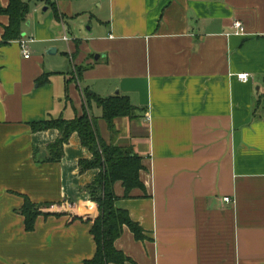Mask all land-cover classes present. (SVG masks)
Returning a JSON list of instances; mask_svg holds the SVG:
<instances>
[{"label": "crops", "instance_id": "1", "mask_svg": "<svg viewBox=\"0 0 264 264\" xmlns=\"http://www.w3.org/2000/svg\"><path fill=\"white\" fill-rule=\"evenodd\" d=\"M24 1L31 57L21 39L0 46V264L96 255L92 224L71 216L96 212L85 188L99 169H79L93 155L74 134L49 162L59 131L32 128L86 113L105 144L143 157V187L115 185L117 208L145 236L127 227L115 242L127 264H264V0ZM84 18L75 36L69 21ZM9 25L0 13V43ZM93 93L129 97L136 118L110 128ZM25 197L68 215L26 231Z\"/></svg>", "mask_w": 264, "mask_h": 264}, {"label": "trees", "instance_id": "2", "mask_svg": "<svg viewBox=\"0 0 264 264\" xmlns=\"http://www.w3.org/2000/svg\"><path fill=\"white\" fill-rule=\"evenodd\" d=\"M9 7L0 8V13L9 17L10 25L6 27L5 43L17 41L23 37L22 28L28 21L30 5L24 0H10ZM47 80L41 81V83ZM88 100L94 101L103 109V119L110 128H114V121L119 118H136V109L132 106L127 96H112L107 99L98 97L95 93L88 94ZM33 131H59L58 140L49 147V162H60L64 157L65 145L70 137L77 134L84 147L93 155L90 160H81L79 169L81 172L99 169L95 180L85 190L92 202L96 204V212L83 213L82 216L72 214L73 220L83 221L91 226V234L97 244V252L93 260L85 264H127V258L116 248L115 242L119 239L125 228H130L139 241L145 239L144 231L130 217L128 212L117 208L118 197L115 194L116 182L123 183L126 194L134 189L143 187L140 181V173L144 169L143 157L135 154L131 148H121L107 145L100 138L95 118L88 113L76 120L50 119L32 125ZM25 204L21 214L25 217L26 231L33 232L37 219L41 216L50 218L52 216H67L64 211H57L62 204H34L25 197Z\"/></svg>", "mask_w": 264, "mask_h": 264}, {"label": "built area", "instance_id": "3", "mask_svg": "<svg viewBox=\"0 0 264 264\" xmlns=\"http://www.w3.org/2000/svg\"><path fill=\"white\" fill-rule=\"evenodd\" d=\"M235 28L238 30V34H242L245 32V29L243 27V25L240 23V22H237L235 23ZM65 40L66 41H69L68 37H65ZM30 40H27V39H21L20 40V46L24 52V57L25 59H29L31 57V54H30V51L28 50V44H29ZM239 80L244 83V82H248L250 80V75L249 74H242V75H239ZM225 201L227 203H231V199L230 198H227L225 199Z\"/></svg>", "mask_w": 264, "mask_h": 264}, {"label": "rangeland", "instance_id": "4", "mask_svg": "<svg viewBox=\"0 0 264 264\" xmlns=\"http://www.w3.org/2000/svg\"><path fill=\"white\" fill-rule=\"evenodd\" d=\"M85 20H87V18H84V19H80L78 20V23L76 24H72L70 21H69V26H70V29L72 30V32L75 34V36H77V31H75L76 29H74L75 27L76 28H80V29H77L78 32H84V31H87L88 28L90 27V24L89 23H85ZM74 36H71V39H73ZM66 64H68V70L69 68L71 69L72 66L70 64V59H67L66 58ZM57 211H61V209H57Z\"/></svg>", "mask_w": 264, "mask_h": 264}]
</instances>
